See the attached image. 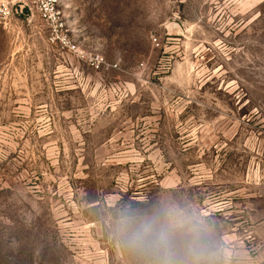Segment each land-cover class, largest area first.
Returning <instances> with one entry per match:
<instances>
[{"label":"rangeland","instance_id":"1","mask_svg":"<svg viewBox=\"0 0 264 264\" xmlns=\"http://www.w3.org/2000/svg\"><path fill=\"white\" fill-rule=\"evenodd\" d=\"M9 1L0 264H137L117 221L162 208L203 222L213 264H264V0H58L111 70Z\"/></svg>","mask_w":264,"mask_h":264},{"label":"clouds","instance_id":"2","mask_svg":"<svg viewBox=\"0 0 264 264\" xmlns=\"http://www.w3.org/2000/svg\"><path fill=\"white\" fill-rule=\"evenodd\" d=\"M206 231L202 221L170 208L145 216L125 213L115 228L137 264H213L215 253L206 242ZM178 232L187 235L182 249L175 242Z\"/></svg>","mask_w":264,"mask_h":264},{"label":"built area","instance_id":"3","mask_svg":"<svg viewBox=\"0 0 264 264\" xmlns=\"http://www.w3.org/2000/svg\"><path fill=\"white\" fill-rule=\"evenodd\" d=\"M30 10L36 11L46 23L48 39L51 43L87 61L93 68L111 70L116 63L108 62L103 55L88 53L78 42L72 38L68 25L62 16L58 0H31ZM13 5L9 0H0V27L7 28L13 15Z\"/></svg>","mask_w":264,"mask_h":264},{"label":"water","instance_id":"4","mask_svg":"<svg viewBox=\"0 0 264 264\" xmlns=\"http://www.w3.org/2000/svg\"><path fill=\"white\" fill-rule=\"evenodd\" d=\"M21 10H22V9H21ZM22 11H23V10H22ZM22 11H21V12H22Z\"/></svg>","mask_w":264,"mask_h":264}]
</instances>
